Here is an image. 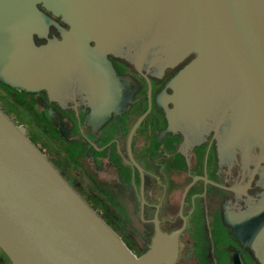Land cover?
<instances>
[{"label": "flooded vegetation", "instance_id": "flooded-vegetation-1", "mask_svg": "<svg viewBox=\"0 0 264 264\" xmlns=\"http://www.w3.org/2000/svg\"><path fill=\"white\" fill-rule=\"evenodd\" d=\"M52 4L37 3V47L71 31L69 8ZM157 25L109 50L91 41V75L80 63L46 84L0 71V108L137 257L179 231L169 264H264V131L238 124L239 87L172 122L173 81L199 55L145 52ZM0 264H12L1 247Z\"/></svg>", "mask_w": 264, "mask_h": 264}, {"label": "water", "instance_id": "water-1", "mask_svg": "<svg viewBox=\"0 0 264 264\" xmlns=\"http://www.w3.org/2000/svg\"><path fill=\"white\" fill-rule=\"evenodd\" d=\"M42 1L69 8L71 31L37 47L32 34L47 23ZM155 22L145 52L160 44L168 61L199 55L173 81L170 120L196 121L214 93L239 87L238 124L262 133L264 0H0V71L46 84L80 63L91 75V41L109 50ZM178 236L158 233L137 257L0 108V247L12 264H169ZM257 245L264 249V241Z\"/></svg>", "mask_w": 264, "mask_h": 264}]
</instances>
